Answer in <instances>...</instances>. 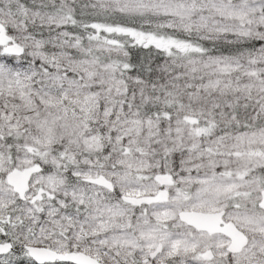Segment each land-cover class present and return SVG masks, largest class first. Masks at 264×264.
<instances>
[{"label":"snow or ice","instance_id":"snow-or-ice-1","mask_svg":"<svg viewBox=\"0 0 264 264\" xmlns=\"http://www.w3.org/2000/svg\"><path fill=\"white\" fill-rule=\"evenodd\" d=\"M0 264H264V0H0Z\"/></svg>","mask_w":264,"mask_h":264}]
</instances>
